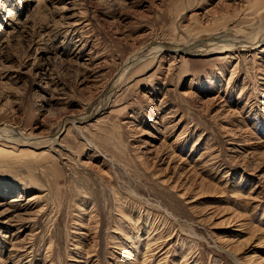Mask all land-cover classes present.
<instances>
[{"label": "rangeland", "instance_id": "374dc122", "mask_svg": "<svg viewBox=\"0 0 264 264\" xmlns=\"http://www.w3.org/2000/svg\"><path fill=\"white\" fill-rule=\"evenodd\" d=\"M259 35L264 0H0V264H264Z\"/></svg>", "mask_w": 264, "mask_h": 264}, {"label": "bare ground", "instance_id": "6f19581e", "mask_svg": "<svg viewBox=\"0 0 264 264\" xmlns=\"http://www.w3.org/2000/svg\"><path fill=\"white\" fill-rule=\"evenodd\" d=\"M250 7V6H249ZM248 8V7H247ZM249 9H251V8H249ZM14 11H12V10H9V14H8V16H7V19H9V20H11V21H13L14 20V16H16V14H14L13 13ZM256 40L255 41H253L252 43H250V46H253V47H258L259 46V44H263L264 43V36L263 37H261L260 35L258 36V37H256L255 38ZM244 44V43H243ZM233 46V45H232ZM232 46L229 44V48H232ZM235 46V45H234ZM163 48H165L166 50H168V51H175L176 53H179V51H183V52H185V54L187 53H194V52H196L195 50L194 51H188V50H184L183 48L181 49V48H167V46L166 47H163V46H161L160 47V49H159V51H156V52H159L160 53V51H162L163 50ZM220 49H224V48H220ZM158 50V49H157ZM191 50V49H190ZM199 51H202V50H198V52ZM136 62V61H135ZM119 80V79H118ZM112 88H114V87H112ZM111 88V90H113ZM112 91H110L109 92V94L111 93ZM109 97V96H108ZM106 105V104H105ZM73 120V121H72ZM77 118H73V119H71V121H72V123L73 124H75L77 121ZM7 131H11V130H7V127L6 128H2V129H0V138L1 137H5L6 138V136L8 135V133H9V135L11 134V133H13V132H8L7 133ZM3 133H7V135L6 136H4V134ZM3 136H2V135ZM7 137H9V136H7ZM13 137H14V133H13ZM9 139H10V137H9ZM18 140V139H17ZM30 143V142H29ZM31 143H32V141H31ZM30 146V145H29ZM26 150V149H25ZM23 152H25V151H23ZM25 153H29V154H31V153H34V152H32V151H28V150H26V152ZM13 154L15 155V153H14V151H10V149H8V148H6V147H1L0 146V155L2 156V157H5V156H10L11 155V157H13ZM7 157V158H8ZM189 171V170H188ZM9 189H11V188H9V187H7V190L9 191ZM13 190V189H12ZM10 193V192H9ZM40 197V195H34L33 197H32V199H31V201L32 200H34V199H36V198H39ZM234 258V260L235 261H237V259L235 258V257H233Z\"/></svg>", "mask_w": 264, "mask_h": 264}]
</instances>
